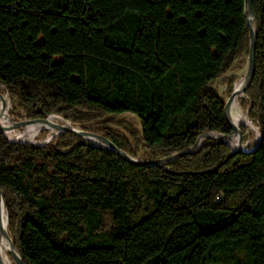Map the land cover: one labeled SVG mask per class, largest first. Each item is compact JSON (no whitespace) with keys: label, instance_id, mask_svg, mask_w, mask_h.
Segmentation results:
<instances>
[{"label":"trees","instance_id":"1","mask_svg":"<svg viewBox=\"0 0 264 264\" xmlns=\"http://www.w3.org/2000/svg\"><path fill=\"white\" fill-rule=\"evenodd\" d=\"M244 1L0 0V86L18 119L57 115L134 158L171 156L231 132L212 85L248 56ZM252 1L257 150L206 140L165 164L170 174L72 133L40 146L0 131V189L24 264H264V0ZM125 114L139 132L115 131Z\"/></svg>","mask_w":264,"mask_h":264},{"label":"water","instance_id":"2","mask_svg":"<svg viewBox=\"0 0 264 264\" xmlns=\"http://www.w3.org/2000/svg\"><path fill=\"white\" fill-rule=\"evenodd\" d=\"M244 9L245 14L247 18V24L249 29V54L247 59V69L246 73L244 75V78L242 79V84L239 88H235L232 94L228 97L225 103V109H224V115L226 118V121L228 125L231 128V132L229 134L219 133V132H207L201 134L196 142L188 149L182 152L175 153L171 156L159 158V159H141V158H134L130 154H128L126 151L118 147L112 140L109 138L102 136L100 134H96L90 131L83 130L81 128H75L71 125H60V124H54L49 121V117L47 119H40V120H24L20 122H14L11 121V124L7 127L2 124V117L4 116L5 109H6V98L0 91V100L2 102V109L0 110V131L4 135L5 139L12 144H20V143H33L28 140H12L7 136V131H17L19 128L25 127L31 123H42L47 124L51 127H54L59 130V133L50 137L47 141H44L42 143L35 142L33 144L36 145H45L53 140V138L59 136L63 133H72L84 140L90 141L94 143L95 145H99L102 147L107 148L110 150L114 155L118 156L125 162L138 166V167H160L164 171L170 174H178L177 172L171 170L170 168L166 167L165 164L175 161L178 158L184 156V155H193L197 153L202 147L206 140H213V141H219L224 142L226 145L230 146L232 148L231 155L237 154V153H250L258 149L260 142H261V132L259 141L257 144L253 147H246L243 144L242 140V132L241 129L234 123L232 119L231 114V108L232 105L236 99V97L239 94L245 93L249 86L252 83V80L255 75L256 71V46H257V19L255 10L253 7V1L252 0H245L244 1ZM1 89L5 90L6 88L4 86H0ZM9 105H11L9 100ZM236 137L237 138V144L232 146L231 139ZM4 210L7 213L5 198L2 190L0 189V239L6 238L10 243V254L15 261L16 264H24L23 260L15 248V245L13 243V240L8 232V229L4 227V219H3V212ZM8 224V214H7V220L6 225Z\"/></svg>","mask_w":264,"mask_h":264},{"label":"rangeland","instance_id":"3","mask_svg":"<svg viewBox=\"0 0 264 264\" xmlns=\"http://www.w3.org/2000/svg\"><path fill=\"white\" fill-rule=\"evenodd\" d=\"M59 58L60 57L58 56L57 59H59ZM247 59H248V56L242 57L241 59L236 61L233 65V67L229 70V72L226 73L224 76H222L220 79H218L212 85L213 88L216 89L218 91V93L225 99V101L228 99V97L232 94V92L236 88V84L244 78V75H245L246 69H247ZM229 78L234 79L231 90H229L230 89ZM0 91L2 92V94L6 98V106L8 104V101L10 100L11 105L9 108V114H10L11 121L20 122V121H24V120H30V119H26V118L18 119L16 117V115L14 114V110H13V106H12V102H11L9 93L7 92L6 89L3 90L0 88ZM250 102L251 101H250L249 97L244 93V97L241 99V107H242L243 111L245 112V114L248 116V118H249ZM52 116H54V117L56 116L57 118L62 119L64 123H66V124L68 123L75 128H81L79 125L74 126L70 121H66L60 116L49 115L48 117H52ZM48 117L40 118V119H47ZM40 119H33V120H40ZM249 120L255 126L256 131L251 130L248 127L246 128L245 126H243L241 128L243 144L248 148L255 146L257 144V142L259 141V138H260V134H259L260 133V127H259L258 123L252 121L250 118H249ZM117 122H119L120 125H117V127L115 126L116 127L115 131L121 135L129 136L128 133L130 131H138L139 132L141 129L139 119L137 117H135L134 115H131V114L123 115L121 118H119V120H117ZM22 129H23V127L19 128L18 130H20V132H21V131H23ZM90 132H92V131H90ZM93 133H95V132H93ZM96 134H99V133H96ZM48 135H49V131L43 130V132L38 136L37 141H35V142L42 143L44 141H47L49 139V138H47ZM100 135H102V134H100ZM35 142H33V143H35ZM141 155H142L141 159H148V158H145V155L148 156L147 150L142 149ZM10 257L12 258L11 254H10ZM14 263H15V261H14Z\"/></svg>","mask_w":264,"mask_h":264},{"label":"bare ground","instance_id":"4","mask_svg":"<svg viewBox=\"0 0 264 264\" xmlns=\"http://www.w3.org/2000/svg\"><path fill=\"white\" fill-rule=\"evenodd\" d=\"M242 84V80H240L237 84H236V88H239ZM244 97V93L239 94L233 105L231 108V114H232V119L234 121V123H238L242 126H245L246 128H250L251 130L256 131L255 126L253 125V123L249 120L248 116L245 114V112L243 111L242 107H241V99ZM9 101L8 104L6 106L5 109V113L4 116L2 117V123L4 126H9L11 124V118H10V114H9ZM2 109V104L0 103V110ZM49 121L54 123V124H60V125H70V124H66L63 122L62 119L57 118L56 116H52L49 117ZM237 125V124H236ZM240 129L242 128V126L237 125ZM43 130H47L49 131V135L47 138H50L56 134L59 133V130L51 127L47 124H42L39 123L37 125H35L33 128H31L30 130H23L20 132V130L17 131H7V136L12 139V140H28L31 142H35L37 141L38 136L43 132ZM259 137V136H258ZM231 144L232 146L237 144V138L234 137L231 139ZM3 219H4V227L8 229V224L6 225V220H7V213L4 210L3 212ZM10 243L6 238H1L0 239V264H15L13 259L10 257Z\"/></svg>","mask_w":264,"mask_h":264}]
</instances>
